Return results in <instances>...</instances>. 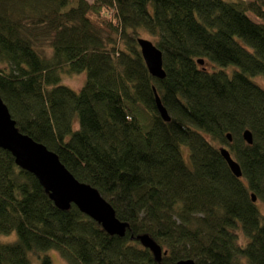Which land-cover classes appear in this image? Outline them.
Returning a JSON list of instances; mask_svg holds the SVG:
<instances>
[{
	"label": "trees",
	"instance_id": "16d2710c",
	"mask_svg": "<svg viewBox=\"0 0 264 264\" xmlns=\"http://www.w3.org/2000/svg\"><path fill=\"white\" fill-rule=\"evenodd\" d=\"M140 31L163 79L147 71ZM82 72L80 90L60 84ZM0 99L127 224L109 235L73 204L58 209L0 148V234H16L0 264H50L52 250L66 264H264V0H0ZM144 234L167 252L159 263Z\"/></svg>",
	"mask_w": 264,
	"mask_h": 264
},
{
	"label": "water",
	"instance_id": "95a60500",
	"mask_svg": "<svg viewBox=\"0 0 264 264\" xmlns=\"http://www.w3.org/2000/svg\"><path fill=\"white\" fill-rule=\"evenodd\" d=\"M139 53L147 68L148 73L157 79H163L165 73L162 68V54L157 47L149 40L137 39ZM203 65V61H197ZM156 108L163 121L169 122L170 117L162 106L159 97L154 90ZM231 141V136H226ZM244 142L252 143V136L249 131L242 133ZM0 148L8 151L14 159L18 168L32 174L39 185L48 194L49 200L62 210H68L73 204L77 210L89 219L100 224L103 231L109 235L123 236L126 223L120 222L115 217V211L110 204L103 199L95 188L78 182L69 171L61 164L56 154L47 150L43 145L34 142L31 138L21 134L15 127L7 107L0 99ZM220 155L225 160L230 171L236 178H240L242 171L237 162L231 157L225 148H219ZM256 197L251 194V202ZM133 239V238H130ZM135 240L147 250H150L156 262H160L161 256L166 255L148 235H136ZM175 264H195L193 260H180Z\"/></svg>",
	"mask_w": 264,
	"mask_h": 264
},
{
	"label": "rangeland",
	"instance_id": "374dc122",
	"mask_svg": "<svg viewBox=\"0 0 264 264\" xmlns=\"http://www.w3.org/2000/svg\"><path fill=\"white\" fill-rule=\"evenodd\" d=\"M87 1L91 2L92 0H87ZM138 37L151 41V37L145 31H140ZM36 49L41 56H45V55L49 54V50L47 47H39ZM206 67L208 70L211 69V67L209 65H207ZM230 69L232 70L233 68L231 67ZM85 79H86L85 72H82L80 74H72V75L63 74V75H61L60 84L63 86H66V87H68L74 91H78L81 89L82 85L84 84ZM257 82H260V80L257 79ZM180 150H181V154H182L184 161L189 163L190 160H189V156H188V148L185 146H182L180 148ZM258 207H259L260 213L262 215H264V205H262L261 203H258ZM15 240H16V234H14L13 232L9 233V235H1L0 234V242L1 243H9V242H12ZM45 254H47L49 256V258L51 259L50 264H66L65 260L62 259L60 257V255L57 254L53 250L48 251ZM42 256L43 255L41 254L40 259L35 258L33 260L32 264H40V260H41Z\"/></svg>",
	"mask_w": 264,
	"mask_h": 264
}]
</instances>
